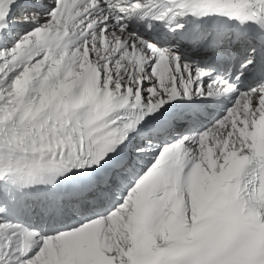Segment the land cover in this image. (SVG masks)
<instances>
[{
    "label": "snow or ice",
    "instance_id": "6c2138e0",
    "mask_svg": "<svg viewBox=\"0 0 264 264\" xmlns=\"http://www.w3.org/2000/svg\"><path fill=\"white\" fill-rule=\"evenodd\" d=\"M0 264H264V0H0Z\"/></svg>",
    "mask_w": 264,
    "mask_h": 264
}]
</instances>
